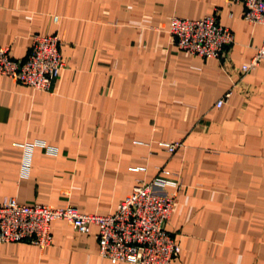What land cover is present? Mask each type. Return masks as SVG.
Here are the masks:
<instances>
[{
	"label": "crops",
	"instance_id": "obj_1",
	"mask_svg": "<svg viewBox=\"0 0 264 264\" xmlns=\"http://www.w3.org/2000/svg\"><path fill=\"white\" fill-rule=\"evenodd\" d=\"M244 12L226 0H0V47L25 61L35 35L57 34L65 61L49 93L0 76V205L112 215L162 175L179 183L166 189L172 264H264V59L241 72L264 25ZM208 16L233 36L221 61L180 51L169 33L173 17ZM38 143L55 153L34 147L23 177L24 146ZM52 237L44 250L0 243V264H112L95 228L56 221Z\"/></svg>",
	"mask_w": 264,
	"mask_h": 264
},
{
	"label": "built area",
	"instance_id": "obj_2",
	"mask_svg": "<svg viewBox=\"0 0 264 264\" xmlns=\"http://www.w3.org/2000/svg\"><path fill=\"white\" fill-rule=\"evenodd\" d=\"M228 5L241 4L244 20L251 25H264V0H226ZM57 20V19H56ZM169 33L180 51L199 58L221 61L233 42L232 33L218 24L215 16L199 20L173 17ZM59 35H35L25 61L15 60L9 48L0 47V76H5L35 91L51 92L54 81L65 68ZM264 59V39L251 61L241 67L242 74L253 71ZM230 96L225 95V99ZM224 103L221 99L217 106ZM25 145L21 173L27 177L31 169L34 147ZM174 154L182 142L163 145ZM49 153L55 149L46 147ZM179 183L159 175L151 183L137 185L121 201L112 215L83 214L76 207L51 208L40 204H20L5 199L0 205V243H30L44 250L52 245V224L66 221L75 231L88 235L96 229L101 258L112 264H172L180 254V244L168 232L167 225L177 204V196L166 193L167 187Z\"/></svg>",
	"mask_w": 264,
	"mask_h": 264
}]
</instances>
